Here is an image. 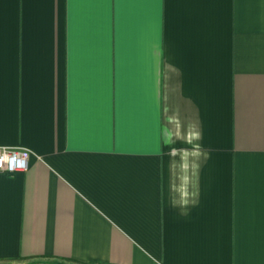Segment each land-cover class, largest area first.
<instances>
[{
  "label": "crops",
  "instance_id": "obj_1",
  "mask_svg": "<svg viewBox=\"0 0 264 264\" xmlns=\"http://www.w3.org/2000/svg\"><path fill=\"white\" fill-rule=\"evenodd\" d=\"M0 264H264V0H0Z\"/></svg>",
  "mask_w": 264,
  "mask_h": 264
},
{
  "label": "built area",
  "instance_id": "obj_2",
  "mask_svg": "<svg viewBox=\"0 0 264 264\" xmlns=\"http://www.w3.org/2000/svg\"><path fill=\"white\" fill-rule=\"evenodd\" d=\"M30 150L21 147L0 148V169L15 173L28 168Z\"/></svg>",
  "mask_w": 264,
  "mask_h": 264
}]
</instances>
